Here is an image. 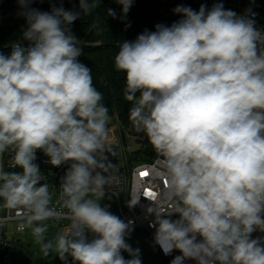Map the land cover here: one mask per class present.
Instances as JSON below:
<instances>
[{
	"label": "clouds",
	"instance_id": "clouds-1",
	"mask_svg": "<svg viewBox=\"0 0 264 264\" xmlns=\"http://www.w3.org/2000/svg\"><path fill=\"white\" fill-rule=\"evenodd\" d=\"M16 2L30 46L0 52V208L23 209L20 228L62 264H142L140 249L126 242L131 221L101 205L109 108L70 27L101 0H79L80 11L63 0L51 11ZM115 3L126 15L133 0ZM173 11L181 19L123 40L115 56L133 127L161 158L169 210L147 209L154 243L165 255L180 252L171 264H264V236L253 238L264 233V28L250 9L237 15L222 2ZM38 150L52 167L68 164L59 185L66 212L41 183ZM5 153L19 171H5ZM64 219L67 229L48 240L47 222Z\"/></svg>",
	"mask_w": 264,
	"mask_h": 264
},
{
	"label": "built area",
	"instance_id": "built-area-1",
	"mask_svg": "<svg viewBox=\"0 0 264 264\" xmlns=\"http://www.w3.org/2000/svg\"><path fill=\"white\" fill-rule=\"evenodd\" d=\"M148 3L155 6L159 15L167 21L166 25L170 26L173 22L181 19L179 14L174 13L173 9L178 5L191 7L193 10L199 11L203 4L207 8H211L214 3L222 2L225 9L234 11L237 15H245L246 10L255 13L256 25L264 28V11L260 8H252V5L260 0H147ZM264 1V0H263ZM133 21V20H131ZM88 45H100L101 41L85 42ZM116 125L108 126L109 135L107 140L106 153L110 167L105 173L109 177V183L105 186V194L110 198L114 197L119 204L118 213L112 212L119 216L125 222L131 221L130 228L132 230H143L148 236L150 242L156 248L161 264H171L174 257L180 255L178 250H174L170 255H165L159 245L154 243L155 228L149 224L154 220V214H149L147 209L153 205L158 207L162 212L169 210L168 203L163 202L162 197L165 190V180L157 176L161 171L160 159L157 154L151 160H143L133 158L134 154H129L126 150L125 134L127 128L119 119L117 113ZM37 159L41 172L44 174V180L41 183H48L49 191L52 194V206L58 210L62 209V202L59 199V185L61 177L65 174L68 164L60 167H52L47 161L48 157L42 151H37ZM10 156L5 153L3 163L5 171H19L9 167ZM52 173V174H51ZM147 173V175H142ZM122 194V195H121ZM65 212L66 209H62ZM25 212L23 209L7 210L0 208V264H16L15 263V245L9 235L17 236L26 229L20 228V224L25 222L22 220ZM178 215L173 214L171 219H177ZM59 225L64 232L70 224V220L48 221ZM10 223L15 224L14 231L9 227ZM184 264H196L194 260H186Z\"/></svg>",
	"mask_w": 264,
	"mask_h": 264
},
{
	"label": "trees",
	"instance_id": "trees-1",
	"mask_svg": "<svg viewBox=\"0 0 264 264\" xmlns=\"http://www.w3.org/2000/svg\"><path fill=\"white\" fill-rule=\"evenodd\" d=\"M60 3L61 0H36L30 7L51 11L52 6H60ZM63 7L66 10L80 11L79 0H63ZM252 8L264 11V1H258ZM108 9L114 10L115 17L108 15ZM20 11L16 0H0V52L4 55L11 53L14 43L25 48L30 46L29 41L22 39V29L26 27V21L18 14ZM158 23L166 25L167 21L147 0H133L126 15L115 0H101L100 6L90 15L81 14L70 26L72 33L78 38V46L83 51L79 61L91 69L93 84L103 94V103L109 108V114L117 113L126 128L132 123L129 110L133 102L125 99V73L116 70L115 56L123 40H134L145 29L155 31ZM95 41H101V44H85ZM139 95L136 94L137 99ZM155 154L145 137L133 158L151 160Z\"/></svg>",
	"mask_w": 264,
	"mask_h": 264
},
{
	"label": "rangeland",
	"instance_id": "rangeland-1",
	"mask_svg": "<svg viewBox=\"0 0 264 264\" xmlns=\"http://www.w3.org/2000/svg\"><path fill=\"white\" fill-rule=\"evenodd\" d=\"M116 123V116L114 114H109L108 126H115ZM144 138V134L136 132L131 123L129 127H127V133L125 134L127 152L129 154H134V152L139 150L141 147V140ZM101 205H108L110 212L118 213L119 211V204L112 201L107 194H105L104 199L101 201ZM47 223L49 228L48 232L45 234L46 238L48 240H53L57 233L62 232V229L57 224L51 222ZM9 227L14 231L15 224L10 223ZM256 236H264V233H253V238ZM9 237L12 238L15 245L16 264H62V261L58 258L55 251H50L47 256L44 255L40 245L35 242L30 228L26 227L19 235H9ZM126 242L131 245L132 248L140 249L142 264H161V258L156 248L143 230H131L130 234L126 237ZM121 254L125 259L131 258L127 252H122Z\"/></svg>",
	"mask_w": 264,
	"mask_h": 264
},
{
	"label": "water",
	"instance_id": "water-1",
	"mask_svg": "<svg viewBox=\"0 0 264 264\" xmlns=\"http://www.w3.org/2000/svg\"><path fill=\"white\" fill-rule=\"evenodd\" d=\"M121 195H122V194H121ZM111 200H112V201H115V198H114V197H111Z\"/></svg>",
	"mask_w": 264,
	"mask_h": 264
},
{
	"label": "snow or ice",
	"instance_id": "snow-or-ice-1",
	"mask_svg": "<svg viewBox=\"0 0 264 264\" xmlns=\"http://www.w3.org/2000/svg\"><path fill=\"white\" fill-rule=\"evenodd\" d=\"M142 175H147V173H142Z\"/></svg>",
	"mask_w": 264,
	"mask_h": 264
}]
</instances>
